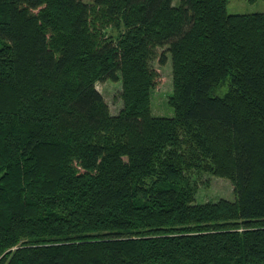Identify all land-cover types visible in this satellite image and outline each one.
Returning <instances> with one entry per match:
<instances>
[{
	"label": "trees",
	"instance_id": "1",
	"mask_svg": "<svg viewBox=\"0 0 264 264\" xmlns=\"http://www.w3.org/2000/svg\"><path fill=\"white\" fill-rule=\"evenodd\" d=\"M226 5L0 0V264H264V12Z\"/></svg>",
	"mask_w": 264,
	"mask_h": 264
},
{
	"label": "rangeland",
	"instance_id": "2",
	"mask_svg": "<svg viewBox=\"0 0 264 264\" xmlns=\"http://www.w3.org/2000/svg\"><path fill=\"white\" fill-rule=\"evenodd\" d=\"M177 1V0H174ZM226 10L228 13L245 14L253 12H264V0H227ZM109 34L115 31L108 30ZM164 48H158L159 54ZM152 66L160 73L161 81L151 92V112L156 116H171L173 110L167 102V97L172 92V67L170 55L167 54V61L160 65L157 59L152 61ZM95 87L103 96L109 112L116 114L122 107L121 81L106 80L97 82ZM226 90V86L216 91L221 95ZM198 189L195 194V203L215 202L224 198L234 199L233 187L231 182L222 177L201 174L197 181Z\"/></svg>",
	"mask_w": 264,
	"mask_h": 264
}]
</instances>
